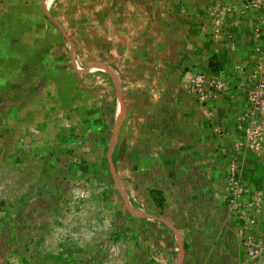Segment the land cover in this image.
<instances>
[{
  "label": "rangeland",
  "instance_id": "374dc122",
  "mask_svg": "<svg viewBox=\"0 0 264 264\" xmlns=\"http://www.w3.org/2000/svg\"><path fill=\"white\" fill-rule=\"evenodd\" d=\"M92 1L0 0V264H99L115 250L127 251L119 258L133 264L132 254L147 248L166 264H202L204 256L193 255L203 247L193 243V216L164 211L167 203L193 198V191L181 197L183 187L193 189V141L185 146L191 159L184 186L166 188L181 160L170 148L160 153L165 136H182L180 121L173 112L149 110L136 92L126 115L117 61L129 54L109 40L102 13L91 22L96 32L79 31L95 14ZM110 2L95 3L103 12ZM195 2L193 30L168 33L165 88L199 103L206 121L216 118L208 104L220 97L240 106L231 116V141L217 151L226 158L204 164L209 174L197 179L212 184L213 169L223 170L222 201L243 207L237 213L234 206L236 248L254 264L264 256V234L253 238L257 221L264 224V0ZM196 13L208 30L194 24ZM159 44L146 48L147 58L158 55ZM211 129L216 138L224 134ZM217 242L212 250L221 262L227 247Z\"/></svg>",
  "mask_w": 264,
  "mask_h": 264
},
{
  "label": "crops",
  "instance_id": "0c3cea01",
  "mask_svg": "<svg viewBox=\"0 0 264 264\" xmlns=\"http://www.w3.org/2000/svg\"><path fill=\"white\" fill-rule=\"evenodd\" d=\"M110 1L108 9H104L102 12L98 7V4L96 5L98 0H93L92 2L94 6L91 13L95 14H87V17H90L91 19V21L89 20L90 25L89 23L86 24L87 27L79 29V31L84 30L85 33H87V28L89 33L96 32L98 30L96 29L97 25L92 24L91 22L96 16H99L100 13H102L103 18L101 27L103 29L105 26H108V29L106 30L111 34L109 35V40L113 39L114 43L120 44L125 48L124 56L129 54V57L126 59L117 61L118 65H121V68L119 69L122 72V75L119 76L121 87L119 88L123 94L126 115L129 113V110L133 109L132 103L130 102V96L136 92L138 95L136 97L139 98L140 96H143L148 99L147 102L150 106L149 110L150 108L153 110H160L164 116L173 112L171 117L175 118L176 116L180 121L178 129L180 130L181 128L183 130H177V132L182 133V136H175L176 138L171 137V139L168 136H165L163 143L164 150L163 153H160L161 156L164 155L165 157L167 149L170 148V152H172L168 154H172L175 160H181L180 165L175 163L174 166L171 167V172L168 174H177L178 177L172 178L167 183L166 188H175L179 184L184 186L183 184L187 176L186 172L188 164L186 161L191 159L190 151L187 154L185 146L189 145V143L191 145V142L193 141V189L190 185L188 187H183L181 194L182 197L186 195L187 192L193 191V198L175 200L170 208L167 203L166 210L164 211H166V213L171 209L177 211L178 218L185 216L186 213L188 214L189 212V218L193 216V243L195 240L199 239L201 245H203L201 248H193V255H199V257L204 256L202 264H252L246 259L245 253L236 248L235 235L237 234L236 232L238 231L240 223L238 215L234 214V212L237 208L236 212L238 213L243 207L242 205H234L231 200L226 201V198L225 201H222L221 193L223 191V184H221V182L222 174L224 173L223 170L213 169L212 172L214 173V176L213 174H210V176L214 177L211 181L212 184H204L201 186L199 179H197V175L203 176L204 174H209L210 169L205 167L206 164L209 167H214L217 166L215 161L226 158L224 154H220L217 151L220 149L219 146L223 147L229 142V140L231 141V116L234 113H237L235 110L239 109L238 112L241 111L239 108L240 106L237 104L231 105L230 100L227 102L228 99L226 100L220 97L208 104V107L214 112L216 118L214 120L206 121L202 118L201 106L199 103L195 100L191 102L188 97L184 99L183 91L177 93L178 90L174 87L165 88L166 83L169 82L170 79V76L165 73V69L169 64V58L167 56L169 47H171L170 44L172 43L170 34L168 33L170 31L181 33L182 31L188 32L190 29L193 30V11H196L194 10V7L197 6L195 1L198 0ZM150 1H155L157 5H153L154 3L151 5ZM222 2L229 3L230 0H222ZM199 15L200 14L196 13V16H194V24L198 25L202 31L203 29L208 30L210 25L208 23L203 25V21H199ZM172 16H178V18L175 19L172 18ZM104 17H108V19H105ZM155 33H159L160 35H156ZM83 36L85 42H87L88 39H90L91 42L96 39H93L92 36L89 38L85 35ZM157 39H159L160 42L163 41V44H159V48L157 47V51L159 50L158 55H152V58H147L146 55H148V53H146V48L151 49L150 45L156 43ZM238 46H240V42H238ZM154 47L155 46L152 48ZM93 64H98V62H94ZM111 64L112 63L108 65L111 67ZM89 72L91 71H88V73ZM113 80L116 82L115 77ZM115 82L113 81V83ZM172 92L175 94L177 93V99L174 101L176 103H171V101H169V99H171L170 96H176ZM229 96L234 97L231 93ZM116 106L117 105H114L113 109H116ZM126 124H133V120L126 116ZM216 125L220 126L223 129L222 131H224L221 138L213 136L214 133L212 132L211 127ZM161 139H163V137L158 140L162 142ZM160 146L163 148V145ZM149 154H151V152H149ZM203 159L209 160L201 163ZM167 160L169 161V159ZM175 179L176 181L178 180L176 184L174 183ZM234 206H236V208H234ZM231 208H233V210ZM256 227H259V229L253 233L254 239H256L259 234H264V224L261 225V221L260 223L257 221ZM149 235L151 234L148 233V236ZM248 235L251 236L250 234ZM143 239L144 238H141L139 240ZM219 239L222 240V246L225 245V247H227V251L221 253L225 256L221 262L216 261L215 257L219 254L212 250V248L220 245V243L217 242ZM203 240H205V245L202 243ZM156 246H158L157 249L159 253L162 254L165 252V250L160 248L159 245ZM150 248L151 246L149 249ZM219 251L220 248L216 252ZM121 252L122 251L120 250H115L110 255L109 259L105 258L101 260V263L99 264H123V262L126 264V258L128 257H125L126 260L122 262L119 256L122 254L123 256H127L128 253L127 251L123 253ZM148 252L150 251L147 248L143 255L132 254L131 260L133 264H142V260L144 262L143 264H166L163 260L152 259ZM172 252L173 250L169 249L171 255ZM166 255L169 256L168 253ZM239 255L240 258L237 257ZM254 264H264V256L259 258Z\"/></svg>",
  "mask_w": 264,
  "mask_h": 264
},
{
  "label": "trees",
  "instance_id": "16d2710c",
  "mask_svg": "<svg viewBox=\"0 0 264 264\" xmlns=\"http://www.w3.org/2000/svg\"><path fill=\"white\" fill-rule=\"evenodd\" d=\"M152 200L156 207L161 208L163 206V201L160 198L152 196Z\"/></svg>",
  "mask_w": 264,
  "mask_h": 264
},
{
  "label": "water",
  "instance_id": "95a60500",
  "mask_svg": "<svg viewBox=\"0 0 264 264\" xmlns=\"http://www.w3.org/2000/svg\"><path fill=\"white\" fill-rule=\"evenodd\" d=\"M92 70H94V68L93 67H90V68H87V70L86 71H92ZM140 216H142V217H149V215H145V214H141V213H138Z\"/></svg>",
  "mask_w": 264,
  "mask_h": 264
},
{
  "label": "built area",
  "instance_id": "2783aa9c",
  "mask_svg": "<svg viewBox=\"0 0 264 264\" xmlns=\"http://www.w3.org/2000/svg\"><path fill=\"white\" fill-rule=\"evenodd\" d=\"M254 254H255L254 251H252V250L249 251L250 256H253Z\"/></svg>",
  "mask_w": 264,
  "mask_h": 264
}]
</instances>
